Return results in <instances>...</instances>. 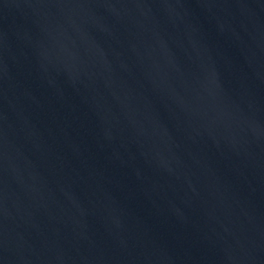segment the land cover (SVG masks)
<instances>
[{"label":"water","instance_id":"obj_1","mask_svg":"<svg viewBox=\"0 0 264 264\" xmlns=\"http://www.w3.org/2000/svg\"><path fill=\"white\" fill-rule=\"evenodd\" d=\"M0 264H264V0H0Z\"/></svg>","mask_w":264,"mask_h":264}]
</instances>
